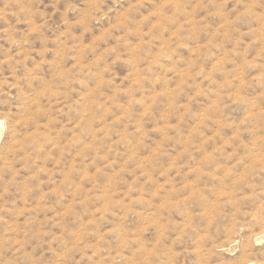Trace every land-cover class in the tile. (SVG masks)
<instances>
[{
  "label": "rangeland",
  "instance_id": "obj_1",
  "mask_svg": "<svg viewBox=\"0 0 264 264\" xmlns=\"http://www.w3.org/2000/svg\"><path fill=\"white\" fill-rule=\"evenodd\" d=\"M0 264H264V0H0Z\"/></svg>",
  "mask_w": 264,
  "mask_h": 264
}]
</instances>
